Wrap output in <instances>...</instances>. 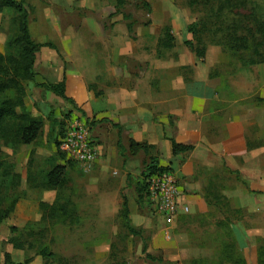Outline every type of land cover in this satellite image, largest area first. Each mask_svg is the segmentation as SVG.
Here are the masks:
<instances>
[{
    "label": "rangeland",
    "instance_id": "1",
    "mask_svg": "<svg viewBox=\"0 0 264 264\" xmlns=\"http://www.w3.org/2000/svg\"><path fill=\"white\" fill-rule=\"evenodd\" d=\"M14 1L16 8L6 7L0 13V57L19 54L11 43L19 34L20 5L35 42L41 45L63 46L82 25L100 26L106 34L113 30L115 39L124 38L132 52V74L150 72L166 94L171 91L183 99L182 111L164 124L167 140H185L182 129L191 126L186 105L190 111L195 107L190 98L185 99V85L201 87L203 81L211 87L220 85L213 90L215 106L198 111L200 123L192 132L201 148L216 146L218 154L212 168H207L191 164L190 153L171 157L147 142L142 143L147 149L131 152L133 140L126 133L123 152L118 131L101 124L103 118L36 88L32 81L20 80L25 97L17 113L41 120L44 126L30 145L21 144L16 136V128L24 125L20 120L11 121L0 133L4 180L0 264H149L144 240L150 254L172 264H224L218 256L224 260L226 234L239 252L248 235L252 246L247 247L246 257L259 264L264 249V64L250 63L264 46V0H127L121 8L117 0ZM108 19L109 26L119 21L105 31ZM149 20L151 24L143 27ZM127 24L134 25V35ZM192 25L195 31L189 30ZM166 28H171L175 39L173 49L163 46ZM109 42L104 45L112 50ZM98 43L97 48L103 49ZM37 82L45 79L40 75ZM164 111H168L165 106ZM80 131L87 132L95 150V145L101 148L91 167L81 163L76 140L67 144L69 135ZM152 159L170 170L159 175L168 174L176 181L177 210L162 208L149 180L148 191L141 192L142 174ZM58 167L65 171L61 186L54 187L48 176ZM126 201L133 226L144 231L142 237L132 236L124 226ZM232 227L237 228L239 241L232 239ZM44 248L51 258L40 254ZM228 255L237 253L232 249Z\"/></svg>",
    "mask_w": 264,
    "mask_h": 264
},
{
    "label": "crops",
    "instance_id": "2",
    "mask_svg": "<svg viewBox=\"0 0 264 264\" xmlns=\"http://www.w3.org/2000/svg\"><path fill=\"white\" fill-rule=\"evenodd\" d=\"M78 4L80 3L75 5L77 9L79 8L77 7ZM82 7H86V5H82ZM109 21V19L106 21L105 31L112 30L113 24L118 23L119 20L113 21L110 26L108 25ZM86 26L82 25L78 34H69L70 39L65 40L63 46L56 45L58 48H55V46L53 48H42L37 55L36 73L39 77L41 75L45 81L53 84L65 81L67 97L72 99L75 106L86 114L89 113L103 118L100 121L101 124L112 125L118 131L119 145L120 143L122 145L123 135L126 133L130 140L139 144L147 142L151 146L159 147L161 153L166 151L169 156L175 157L172 143L170 139L167 140L169 136L164 130L166 128L164 124L173 121L174 116H178V110L182 111L185 106V104L182 105L183 99L177 93L174 94L171 91L170 95L166 94L167 91H164L162 83L160 84L151 79L150 72L142 70L138 71L139 74L138 72L132 74L130 65L132 52L128 50V46L126 47L127 41L124 38L123 40L120 38L115 39L113 30L111 33L106 34L103 33L104 29L100 26L95 25V28L90 26L88 29ZM143 27L147 26L143 25ZM127 31L129 32L128 24ZM134 33L130 34L134 35ZM105 41H110L112 50L105 47ZM98 42L102 43L103 49L97 48L100 45ZM73 49L76 50L75 55L77 56H74ZM140 62H146V59ZM207 83V81H203L201 87H192V83L185 85V99L190 98L192 106L195 108L190 111L188 105H186V113H190L191 117L187 120H190L191 126H185L182 129V132H185V134L183 133V138L186 137L185 140L179 137L178 140H175L181 144L194 146V150L189 156L191 164L198 167L212 168L210 163L217 160L215 154H218V148L215 149L216 146H214L203 149L196 139H192V136L195 135L192 132H196L200 123L197 118L198 111H205L210 106H215V92L213 90L217 91L220 88V85L211 87ZM89 88L91 89L90 92ZM164 106L168 111H164ZM164 112H167V114H164ZM171 129H173L172 126ZM91 139L95 142L93 137ZM95 147L97 151L101 149L97 145ZM124 149L125 147L122 145V151H127V149ZM218 163L220 162L218 161ZM191 195L194 194L191 193ZM204 206L207 207L206 204ZM235 227L241 228L240 225ZM237 228L233 229L232 227L234 232L232 239L235 237V240L239 241L235 231ZM240 231L244 232V229H240ZM240 231L238 230V234L241 233ZM245 236L247 243H245V247L240 250L239 254L245 258L247 264H251L246 257L247 247L250 246L251 248L252 246L249 243L251 240L248 235ZM225 237L226 241L229 242L227 234ZM219 258L220 256H218L220 263L233 264ZM208 260L212 262L214 258Z\"/></svg>",
    "mask_w": 264,
    "mask_h": 264
},
{
    "label": "trees",
    "instance_id": "3",
    "mask_svg": "<svg viewBox=\"0 0 264 264\" xmlns=\"http://www.w3.org/2000/svg\"><path fill=\"white\" fill-rule=\"evenodd\" d=\"M127 0H117L118 8L124 7ZM148 9V12L151 13V8L148 3L145 4ZM16 8L17 2L14 0H1L0 5V13H2L4 8ZM22 5L19 6V11L22 12L23 17L19 22V34L12 40L11 45H13L19 51V54L8 56L7 58L2 56L0 57V133L4 132L6 127H9L10 122H14L20 120L23 122V126H18L16 128V136L18 137L21 144L30 145L34 143L39 137L42 129H43V121L36 120L30 118L26 113L24 115H19L17 113V109L24 106V97H25V89L21 85L20 80H28L35 83L36 88L44 89L48 92H52L61 96L64 100L68 101L74 107V101L69 99L66 95V83L63 81L59 84H53L48 81L44 83H38V74L35 70V64L37 61V55L43 47H54L52 44L41 45L34 41L31 32L29 30V21L27 18V14L23 11ZM126 18V17H125ZM151 21H147L144 23V26H149ZM129 32H134V25H128ZM196 25H192L190 27V31H195ZM195 33V32H194ZM166 37L168 38L167 45L164 44L165 39H163V46L166 49H173L175 47V39L171 35V28L165 29ZM186 45L190 48V50L196 53L199 56L198 52L195 50L193 44L191 42H187ZM255 58L251 65L255 64H264V46L259 49L257 54H254ZM13 74V77L10 78V75ZM5 76L9 78L6 79ZM12 76V75H11ZM16 94L18 97L16 98ZM15 99L17 101H15ZM94 123V122H93ZM91 123V125H94ZM121 129V128H120ZM173 154L175 157L185 155L191 153L194 150V146L186 145L176 142L175 139L171 140ZM121 146V144H120ZM122 147V146H121ZM139 149H147V146L144 144H139L135 141H131V152H135V150ZM125 150V149H124ZM134 150V151H133ZM0 165V172H1ZM65 168L58 167L54 171H52L49 176V183L54 187H59L62 184L61 174L64 173ZM168 169H163L159 167V161L157 159H152L151 164L147 165L145 171L142 174V188L141 192L148 191V180L160 172H169ZM7 174V173H6ZM4 180L0 177V189ZM2 211L0 210V215ZM125 217H124V226L127 228L129 233L134 237H142L144 231L135 228L130 219V213L127 205V201L125 203ZM7 216V214L5 215ZM0 221L1 218H0ZM235 239V238H234ZM235 243L229 244L226 243L224 248V260L226 262H230L233 264H247L245 258L239 254L238 248L237 251L235 249ZM149 244L144 240V249L143 253L146 256V260L149 264H172L166 262L162 257H157L148 252ZM237 247V246H236ZM234 249V253H237L235 256H229L228 251ZM40 254L45 258H51L53 255L50 253L48 248H44ZM239 254V255H238ZM259 264H264V249H261V254L258 257ZM11 264H21V263H11Z\"/></svg>",
    "mask_w": 264,
    "mask_h": 264
},
{
    "label": "built area",
    "instance_id": "4",
    "mask_svg": "<svg viewBox=\"0 0 264 264\" xmlns=\"http://www.w3.org/2000/svg\"><path fill=\"white\" fill-rule=\"evenodd\" d=\"M87 132L80 131L77 133H72L69 135V139L67 144H72L77 142L78 152L81 155L80 159L82 164H87V166L91 167L94 164V159L97 158L96 150L93 148L90 138L87 136ZM89 158V160H87ZM152 185L154 191H158L157 194L161 197L163 204V209H171L174 211L177 207V202L179 199H175V195L178 194V190L176 188V181L174 177L168 174H158L154 175L149 179V187ZM177 210V209H176Z\"/></svg>",
    "mask_w": 264,
    "mask_h": 264
}]
</instances>
